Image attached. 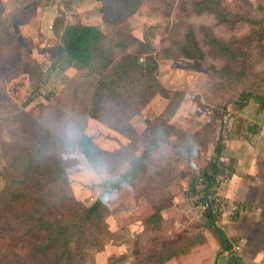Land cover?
<instances>
[{
	"label": "rangeland",
	"instance_id": "obj_1",
	"mask_svg": "<svg viewBox=\"0 0 264 264\" xmlns=\"http://www.w3.org/2000/svg\"><path fill=\"white\" fill-rule=\"evenodd\" d=\"M68 24L101 29L115 64L126 55L155 63V93L132 97L133 75L98 90L115 65L91 72L60 61ZM191 33L203 60L183 58ZM245 91L264 93V0H0L1 264H67L54 249L36 253L50 238L41 221L56 218L74 221L76 264H264V111L253 99L239 105ZM69 122L79 148L85 135L108 161L109 179L83 171ZM218 143L223 176L211 194L229 252L202 204ZM123 176L101 221L85 223L81 208Z\"/></svg>",
	"mask_w": 264,
	"mask_h": 264
},
{
	"label": "trees",
	"instance_id": "obj_2",
	"mask_svg": "<svg viewBox=\"0 0 264 264\" xmlns=\"http://www.w3.org/2000/svg\"><path fill=\"white\" fill-rule=\"evenodd\" d=\"M209 2L210 5H216L215 1ZM199 6H201V4H199ZM217 6H219V4H217ZM205 9L206 8H204L202 5L200 12L204 11ZM211 11L215 14H219L218 8H211ZM56 24H62V21L58 19ZM193 36V33H191L188 37V40L181 46L183 58H187L190 60H203L204 54L200 48V45L196 42ZM106 39L107 37L105 33H103V31L98 27L80 24H68L64 28L60 44L57 47V56L60 58V61L68 62V65L76 63V65L80 66L83 69L90 70L91 72H95L97 70H106L115 65V81L114 79L106 75L102 76L101 80L98 82V90H101V88H106L107 84H112L117 88H121V86L127 80H130L133 75L136 78V80L134 79V81L136 83L138 92L135 93V91L133 90L132 97L143 98L145 95L146 98L144 99H148V97L152 96L155 93L154 88L156 87V83L154 84L153 75L157 69L156 64L147 63L146 65H144L142 64V62H140V58H136L133 55H126L121 59L120 62L115 64L112 49L105 48L104 46V42ZM218 43L222 48L223 55L228 53L236 59V55L238 56V53L236 55L232 54V45L224 43L222 41H218ZM120 45L124 46V44ZM239 56H241V54H239ZM109 89L111 92H114L113 87ZM250 99H253L259 105L260 111H264V93L255 94L253 92L245 91L242 93L240 100L238 101L239 105L241 107H244L248 104ZM226 114L227 113H225L224 116ZM90 142V139L84 135L80 139L79 143L84 151L93 156L94 152L96 151L94 149L96 148H92ZM222 150L223 148L221 144L218 143L211 163L208 165V168L206 167L204 174H202L201 176L206 180V186L204 187V190H202V204L206 205V225L211 228L218 236L222 251L229 252L234 248L233 242L228 238L225 231H223V229L217 224L215 216V212L217 209L214 208V205L216 204V198L214 197L215 191L211 194V190L213 189V187H215L217 184L220 185V181L217 178L221 175L219 163ZM61 163L62 162L60 161L58 169V177L60 179L64 174V169L61 167ZM123 177L124 178L120 181L106 182L104 184L105 190L99 195L96 202L90 207L81 208L83 214L85 215V223L94 221L91 224V226H93L96 225V222L99 223L101 221V209H103V205L109 200L112 193L118 188L117 186H120V183L127 178L126 176ZM39 219L42 220V217ZM73 223L74 221L62 222L57 218L52 223L41 221L40 229H38L37 231L49 232L50 238L46 240V244L39 246L36 249V253L48 255L54 249L52 258L56 257L58 261L65 260L67 264H76L75 260L73 259L74 254L72 252L71 245L73 242H75L76 244H79V242L77 239H74L71 242L75 235V231L70 230L73 226ZM35 229L36 228L32 227L31 231ZM64 254L68 258L64 257Z\"/></svg>",
	"mask_w": 264,
	"mask_h": 264
},
{
	"label": "clouds",
	"instance_id": "obj_3",
	"mask_svg": "<svg viewBox=\"0 0 264 264\" xmlns=\"http://www.w3.org/2000/svg\"><path fill=\"white\" fill-rule=\"evenodd\" d=\"M64 134L76 149L74 155L79 160L83 171L94 178L97 182H103L110 178V165L107 160L99 156H91L86 151L79 148V131L69 122L64 128ZM83 159H80V157Z\"/></svg>",
	"mask_w": 264,
	"mask_h": 264
},
{
	"label": "built area",
	"instance_id": "obj_4",
	"mask_svg": "<svg viewBox=\"0 0 264 264\" xmlns=\"http://www.w3.org/2000/svg\"><path fill=\"white\" fill-rule=\"evenodd\" d=\"M231 120V115L230 113L226 114L224 117H223V123L224 124H228Z\"/></svg>",
	"mask_w": 264,
	"mask_h": 264
},
{
	"label": "crops",
	"instance_id": "obj_5",
	"mask_svg": "<svg viewBox=\"0 0 264 264\" xmlns=\"http://www.w3.org/2000/svg\"><path fill=\"white\" fill-rule=\"evenodd\" d=\"M244 177H245V175H243L242 177H240L239 179H238V181H239V185H241L242 183H243V179H244ZM234 194V193H233ZM237 194V193H236Z\"/></svg>",
	"mask_w": 264,
	"mask_h": 264
}]
</instances>
